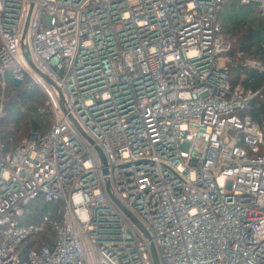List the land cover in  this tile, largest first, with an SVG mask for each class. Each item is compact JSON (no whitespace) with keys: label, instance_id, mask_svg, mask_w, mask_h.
<instances>
[{"label":"built area","instance_id":"built-area-1","mask_svg":"<svg viewBox=\"0 0 264 264\" xmlns=\"http://www.w3.org/2000/svg\"><path fill=\"white\" fill-rule=\"evenodd\" d=\"M224 1L0 0V122L8 79L53 116L0 131V264H264V84H228ZM37 199L59 221L20 224Z\"/></svg>","mask_w":264,"mask_h":264},{"label":"trees","instance_id":"trees-1","mask_svg":"<svg viewBox=\"0 0 264 264\" xmlns=\"http://www.w3.org/2000/svg\"><path fill=\"white\" fill-rule=\"evenodd\" d=\"M218 23L220 37L230 50L226 54L227 81L232 89L256 92L264 84V75L247 68L249 61L264 66V19L259 17L254 6H243L237 0H225L222 4ZM258 110L263 113V104ZM253 115H255L253 113ZM53 123V116L46 95L28 78L16 83L8 79L4 89L3 115L0 122L2 141L8 150L14 149L32 133L45 134ZM61 206L37 199L24 208L20 224L40 223L47 216L50 221H59ZM54 241L48 223L37 238H29L19 247L24 257L28 250L50 247Z\"/></svg>","mask_w":264,"mask_h":264},{"label":"water","instance_id":"water-1","mask_svg":"<svg viewBox=\"0 0 264 264\" xmlns=\"http://www.w3.org/2000/svg\"><path fill=\"white\" fill-rule=\"evenodd\" d=\"M100 156H101L102 162L104 164L105 163V159H104L102 154H100ZM152 258H153L154 264H158V260H157L154 248H152Z\"/></svg>","mask_w":264,"mask_h":264},{"label":"rangeland","instance_id":"rangeland-1","mask_svg":"<svg viewBox=\"0 0 264 264\" xmlns=\"http://www.w3.org/2000/svg\"><path fill=\"white\" fill-rule=\"evenodd\" d=\"M259 15V14H258ZM260 17V16H259ZM262 18V17H261ZM264 19V18H263ZM227 62H228V58H227Z\"/></svg>","mask_w":264,"mask_h":264}]
</instances>
